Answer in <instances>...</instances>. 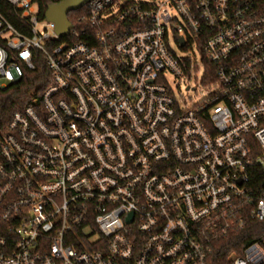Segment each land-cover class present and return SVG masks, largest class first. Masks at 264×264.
<instances>
[{
	"label": "built area",
	"instance_id": "built-area-1",
	"mask_svg": "<svg viewBox=\"0 0 264 264\" xmlns=\"http://www.w3.org/2000/svg\"><path fill=\"white\" fill-rule=\"evenodd\" d=\"M68 18L61 37L34 0H0V264H264V228L225 247L264 224V0ZM40 61L44 87L7 116Z\"/></svg>",
	"mask_w": 264,
	"mask_h": 264
},
{
	"label": "trees",
	"instance_id": "trees-1",
	"mask_svg": "<svg viewBox=\"0 0 264 264\" xmlns=\"http://www.w3.org/2000/svg\"><path fill=\"white\" fill-rule=\"evenodd\" d=\"M38 3L39 10H40V17L43 18L48 6L51 4L48 0H34ZM2 10L9 15L10 8L7 5H1ZM76 13H72L69 15L71 20H74L73 16ZM9 17V16H8ZM14 22V21H13ZM15 26L17 27L18 24L14 22ZM46 70L43 66V63L40 61L37 64V72L34 75L28 76L24 78L18 86L14 87L8 94H6L2 99V106L5 110V114L8 116L12 112L19 110L20 108L25 107L28 104V99L31 92L35 91L36 89H42L45 85L44 81L46 79ZM264 228V224L255 223L252 224L245 232L237 235L235 244L233 245L232 240L233 237L225 243V247L228 250L239 251L243 246L248 243L254 242L258 238L262 236V229ZM219 258H216L215 264H224L227 263L225 259V255L223 256L222 253L218 252Z\"/></svg>",
	"mask_w": 264,
	"mask_h": 264
},
{
	"label": "water",
	"instance_id": "water-1",
	"mask_svg": "<svg viewBox=\"0 0 264 264\" xmlns=\"http://www.w3.org/2000/svg\"><path fill=\"white\" fill-rule=\"evenodd\" d=\"M88 0H65L59 4H50L44 15L45 19L56 25V32L61 37H67L72 27L68 14L82 9Z\"/></svg>",
	"mask_w": 264,
	"mask_h": 264
},
{
	"label": "rangeland",
	"instance_id": "rangeland-1",
	"mask_svg": "<svg viewBox=\"0 0 264 264\" xmlns=\"http://www.w3.org/2000/svg\"><path fill=\"white\" fill-rule=\"evenodd\" d=\"M143 3H151L154 0H139ZM170 80V84H172V87L176 93L177 98H184V99H190L192 98L194 102L200 101L202 98V95L200 92H194V91H187V86L189 85L186 80H175L174 78L168 77Z\"/></svg>",
	"mask_w": 264,
	"mask_h": 264
}]
</instances>
